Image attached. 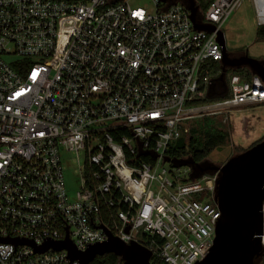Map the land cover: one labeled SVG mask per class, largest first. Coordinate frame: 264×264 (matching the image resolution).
Masks as SVG:
<instances>
[{
	"label": "built area",
	"instance_id": "1",
	"mask_svg": "<svg viewBox=\"0 0 264 264\" xmlns=\"http://www.w3.org/2000/svg\"><path fill=\"white\" fill-rule=\"evenodd\" d=\"M131 1L0 0V264H80L36 249L109 236L151 264H199L213 245L218 172L184 177L166 154L190 122L264 105L257 76L219 80L217 33L245 0H193L212 33L187 0ZM250 1L264 26V0ZM60 151L77 164L71 197ZM261 215L264 257V200Z\"/></svg>",
	"mask_w": 264,
	"mask_h": 264
},
{
	"label": "water",
	"instance_id": "2",
	"mask_svg": "<svg viewBox=\"0 0 264 264\" xmlns=\"http://www.w3.org/2000/svg\"><path fill=\"white\" fill-rule=\"evenodd\" d=\"M187 1L194 28L197 31L214 32L213 26L196 23L194 2ZM217 40L223 48L222 73L219 80L223 79L228 68H246L264 84V61L249 58L246 53L239 58H230L226 52L223 32L217 33ZM171 163L176 168L190 167L192 173L196 170L197 172L191 175L193 179L205 173L218 172L215 199L221 217L215 228L213 245L199 264H254L262 255L260 235L261 208L264 200V140L231 157L221 166H195L190 160ZM48 249L65 250L70 261H78L80 264H90L95 257L105 254H113L123 264H151V253L141 245H125L111 236L108 241L91 246L83 253L77 252L68 240L56 244L47 243L36 251L43 252Z\"/></svg>",
	"mask_w": 264,
	"mask_h": 264
},
{
	"label": "rangeland",
	"instance_id": "3",
	"mask_svg": "<svg viewBox=\"0 0 264 264\" xmlns=\"http://www.w3.org/2000/svg\"><path fill=\"white\" fill-rule=\"evenodd\" d=\"M131 6L151 10L152 3L150 0H133L131 1ZM256 29L257 24L252 3L250 0H245L241 7L228 18L221 30L224 34L226 52L229 56L244 55L246 53L249 58L264 61V41L256 39ZM15 59L16 57L14 56L5 57L8 63ZM227 74H231L230 68H228ZM223 99H211L208 102L222 101ZM230 117L234 120L233 126L223 123L221 119L220 122L217 121L218 128L220 127L226 131L229 134V138L227 144L218 147L210 155V159L207 160V166H221L219 162L227 161L231 157L240 154L242 150L252 145L255 140L258 141V139L260 140L264 137V105H255L247 110L232 111ZM217 118L209 116L205 119L212 124ZM254 133L257 136L254 135L252 137ZM60 157L65 187L71 197L80 190L77 164L74 161V156L66 151H60ZM203 167H206V165ZM167 168L179 170L184 177H189L192 172V170L190 172V167L188 168L187 166L178 168L167 166ZM196 172L195 170L192 174Z\"/></svg>",
	"mask_w": 264,
	"mask_h": 264
},
{
	"label": "trees",
	"instance_id": "4",
	"mask_svg": "<svg viewBox=\"0 0 264 264\" xmlns=\"http://www.w3.org/2000/svg\"><path fill=\"white\" fill-rule=\"evenodd\" d=\"M206 7V4L202 9ZM256 39L264 41V26L257 27L256 29ZM213 73L217 72L219 67L218 64L213 63L212 65ZM231 74H238L242 79L251 81L252 74L246 68L233 69ZM260 106V105H259ZM218 122L220 118L218 117L213 121L212 124L208 123L205 118L198 119L189 123V133L187 136L180 138L174 145H172L167 151L166 156L172 160H190L195 166L201 165L210 159V155L220 146L227 144L229 134L218 128ZM233 119L229 123V126H233ZM264 140H255V142L248 148L242 150V152L253 147L257 143ZM241 152V153H242ZM226 161L219 162L220 165ZM264 257L260 256L255 260L254 264H263ZM90 264H122L119 258L113 254H105L103 256H97ZM152 264H157L156 261L152 260Z\"/></svg>",
	"mask_w": 264,
	"mask_h": 264
},
{
	"label": "crops",
	"instance_id": "5",
	"mask_svg": "<svg viewBox=\"0 0 264 264\" xmlns=\"http://www.w3.org/2000/svg\"><path fill=\"white\" fill-rule=\"evenodd\" d=\"M257 27H259V26H257ZM227 70H228V69H227ZM227 70H226V73H227ZM232 70H233V69H231V71H232ZM250 107H252V106L245 107V108H241V109H246V110H247V109H249ZM241 109H239V110H241ZM239 110H238V111H239ZM231 119H233V118L231 117ZM233 124H234V121H233ZM254 135L257 136V135L254 133L252 137H254Z\"/></svg>",
	"mask_w": 264,
	"mask_h": 264
},
{
	"label": "flooded vegetation",
	"instance_id": "6",
	"mask_svg": "<svg viewBox=\"0 0 264 264\" xmlns=\"http://www.w3.org/2000/svg\"><path fill=\"white\" fill-rule=\"evenodd\" d=\"M241 56H243V55H235V56H230V58H239V57H241ZM207 164V162H204V163H202L201 165H206ZM224 164V163H223Z\"/></svg>",
	"mask_w": 264,
	"mask_h": 264
}]
</instances>
